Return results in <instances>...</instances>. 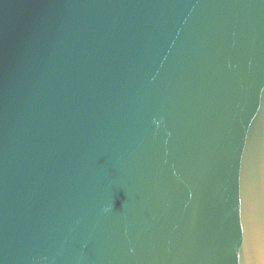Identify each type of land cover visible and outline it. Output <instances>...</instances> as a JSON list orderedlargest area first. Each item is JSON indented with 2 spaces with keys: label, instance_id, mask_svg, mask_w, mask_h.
<instances>
[{
  "label": "water",
  "instance_id": "obj_1",
  "mask_svg": "<svg viewBox=\"0 0 264 264\" xmlns=\"http://www.w3.org/2000/svg\"><path fill=\"white\" fill-rule=\"evenodd\" d=\"M0 264H264V0H0Z\"/></svg>",
  "mask_w": 264,
  "mask_h": 264
}]
</instances>
